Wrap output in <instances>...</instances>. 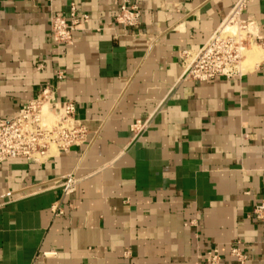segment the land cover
Here are the masks:
<instances>
[{
	"label": "crops",
	"instance_id": "1",
	"mask_svg": "<svg viewBox=\"0 0 264 264\" xmlns=\"http://www.w3.org/2000/svg\"><path fill=\"white\" fill-rule=\"evenodd\" d=\"M239 0H133L137 27L115 25L122 0H0V117L48 85L76 104L87 142L46 162L0 165V264H264V63L241 76L181 81ZM89 15L73 44L50 17ZM241 17L264 35V0ZM262 60V59H261ZM65 77L60 79L58 72ZM150 119L133 140L131 125ZM76 173V190L60 186Z\"/></svg>",
	"mask_w": 264,
	"mask_h": 264
},
{
	"label": "built area",
	"instance_id": "2",
	"mask_svg": "<svg viewBox=\"0 0 264 264\" xmlns=\"http://www.w3.org/2000/svg\"><path fill=\"white\" fill-rule=\"evenodd\" d=\"M246 3L247 0L237 2L199 51L181 52V81L204 82L217 77L241 76L245 73L241 65L246 52L255 45L261 49V62L264 63V35L257 33L250 22L241 17ZM140 17L141 12L133 0H122L115 19L105 23L102 28L111 30L115 25L125 29L134 28L139 25ZM89 21L90 16H80L77 5L72 3L68 17L58 12L52 13L50 38L56 45H71L75 32L85 28ZM58 77L64 78V72H58ZM56 93V86H45L35 98L22 106L16 116L0 117V165L17 158L46 162L87 142L88 130L76 118L75 102L69 100L61 104L56 101ZM150 125V119L135 120L131 125L133 140L142 138ZM78 183L75 172L68 174L60 184L65 196L72 194ZM253 216L264 224V200L255 206ZM230 257L239 264L248 260L239 243L230 248ZM202 258L204 264H224L219 248L207 250Z\"/></svg>",
	"mask_w": 264,
	"mask_h": 264
},
{
	"label": "bare ground",
	"instance_id": "3",
	"mask_svg": "<svg viewBox=\"0 0 264 264\" xmlns=\"http://www.w3.org/2000/svg\"><path fill=\"white\" fill-rule=\"evenodd\" d=\"M229 27V26H228ZM255 47H258L257 45L253 46V48L249 51L246 52V56H245V59L243 60L242 62V65H241V69L243 72H248V71H251L255 68V66L261 62V52L256 50ZM248 57V58H247ZM248 59V60H247ZM246 60V61H245ZM248 64H251V70H249L250 68V65H249V68H248ZM247 66V68H246ZM254 66V67H253ZM253 67V68H252Z\"/></svg>",
	"mask_w": 264,
	"mask_h": 264
},
{
	"label": "rangeland",
	"instance_id": "4",
	"mask_svg": "<svg viewBox=\"0 0 264 264\" xmlns=\"http://www.w3.org/2000/svg\"><path fill=\"white\" fill-rule=\"evenodd\" d=\"M256 48V50H258V51H260L261 52V49L259 48V47H255ZM248 58V57H247ZM261 59H262V52H261ZM248 60V59H247ZM246 61V60H245ZM247 65H248V68H249V65H250V68H249V70H251V64H248L247 63ZM254 67V66H253ZM252 67V68H253ZM246 68H247V66H246Z\"/></svg>",
	"mask_w": 264,
	"mask_h": 264
}]
</instances>
